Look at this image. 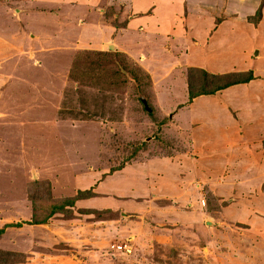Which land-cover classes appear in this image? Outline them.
Masks as SVG:
<instances>
[{
    "label": "rangeland",
    "instance_id": "1",
    "mask_svg": "<svg viewBox=\"0 0 264 264\" xmlns=\"http://www.w3.org/2000/svg\"><path fill=\"white\" fill-rule=\"evenodd\" d=\"M107 1L0 0V250L21 254L5 264H264V223L255 225L263 234L244 229L237 192L213 185L237 173L240 192L259 206L263 130L249 129L250 119L243 127L236 112L230 134L206 139L211 130L178 111L189 99L190 36L150 44L152 58L120 52L113 43L125 35L147 50L139 35H117L124 1ZM219 1L229 9L218 16L236 7L250 25L264 12V0ZM256 29L252 43L231 49L237 60L254 45L264 50ZM92 38L104 45L90 47ZM209 48L205 60L228 58L224 45ZM210 81L191 77L193 90ZM234 159L256 169L231 170ZM85 188L92 197L52 214Z\"/></svg>",
    "mask_w": 264,
    "mask_h": 264
},
{
    "label": "crops",
    "instance_id": "2",
    "mask_svg": "<svg viewBox=\"0 0 264 264\" xmlns=\"http://www.w3.org/2000/svg\"><path fill=\"white\" fill-rule=\"evenodd\" d=\"M83 1V0H82ZM124 2H119V5L123 6V12L120 14L126 15L124 17V21L118 23L117 27V35H123L125 32L134 34V40L139 35V38L144 39L143 44L146 46V50L141 51L139 54L136 49L135 44L128 43L125 35L124 42L122 44L113 43V45L119 47V51H124L132 55L135 58L146 57L152 58L151 54L155 52L151 50L154 48L150 44H158V43H169L173 44L179 38L185 36H190V40L188 42H194V48L188 47L190 43H188L186 49H184L183 53L188 55L187 59L189 66L201 67L207 70L210 73H227L232 71H243L244 69H250L253 78L239 82L233 85H230L226 88L215 91L214 93L209 94H199L193 97L191 100L187 99V103L182 104L183 106L178 107V111L180 109H185V111L189 114L187 123L191 125L194 123H200L199 127H204L205 129L211 130L213 132H209L205 135L206 139L213 141L214 136H221L222 134H230L231 128L237 126L235 120H233V113H236L240 119V123L243 127L247 126V122L250 119V126L257 127V129L263 130L264 135V50L261 48L250 47V51L247 53L242 52L241 59L242 61L237 60L236 53H233L234 50L237 52V45L239 43H252L257 32L263 33V37L261 41L264 42V12H261V17L258 23L254 25H250L245 19V15H241L238 12V9L235 7L232 12L233 15H227V17L222 18L220 15L225 11H228V6L226 2H220L219 0H122ZM110 0L107 1V4H111ZM230 3V2H229ZM257 4V2H256ZM255 5V2L252 3ZM72 6L69 5L68 7ZM115 7L116 5L113 4ZM74 9V8H70ZM249 9H254L249 8ZM264 11V5L262 8ZM248 10V9H247ZM126 11V13H125ZM116 14V13H115ZM218 14H220L218 16ZM229 16V17H228ZM69 20V19H68ZM73 20V19H72ZM246 25L245 27H250V31H246V34L239 31L238 27L242 25ZM106 28L110 31V26H114L113 23L109 26L105 25ZM103 25L95 24L94 29L102 28ZM212 30V28H214ZM262 29L263 31H261ZM213 35V36H212ZM218 36V39H214V37ZM206 37V39H204ZM257 37V36H256ZM97 38H92L86 41V44L93 47L94 45H100L103 42L99 43L96 41ZM209 39V40H208ZM205 40V41H204ZM207 40V41H206ZM28 41V39L26 40ZM209 41V43H208ZM229 41V42H228ZM13 42V41H12ZM30 41L25 42L29 44ZM139 42V41H138ZM205 42L204 44H201ZM213 42L217 44H221L225 46L224 50L221 52L228 58L225 59H217L214 60L209 57L210 60H205L206 56V46L208 50ZM229 43V44H226ZM244 43V44H245ZM142 44V43H141ZM98 45V46H99ZM104 45V43H103ZM101 45V46H103ZM111 43L109 47H111ZM231 45V46H228ZM19 46V45H17ZM25 46V45H24ZM24 46H21V51H25ZM235 46V47H233ZM9 48H13V46H8ZM26 47V46H25ZM162 51L169 52V46L162 45L160 48ZM194 49V50H193ZM234 49V50H231ZM243 49V48H242ZM156 53V52H155ZM192 53V54H191ZM218 53V54H221ZM227 53V54H226ZM146 54V55H144ZM190 56V58H189ZM218 57V56H217ZM146 58V59H147ZM156 59V56L154 57ZM187 65V66H188ZM233 65V66H232ZM243 69V70H242ZM188 97V96H187ZM244 124V125H243ZM214 134V135H213ZM262 135V136H263ZM250 137V136H249ZM251 138V137H250ZM192 139V137H191ZM246 143L250 142L251 139H248L243 136V139ZM192 145V141H191ZM231 156V154H230ZM231 160V159H230ZM231 162V170L237 171L240 167H244L250 169L249 171L253 172L256 168L252 167L247 163H238L235 161ZM256 167L264 170V152H262V156L260 159H257ZM254 163V165H255ZM241 165V166H240ZM223 170L225 169V164H222ZM246 167V168H245ZM122 167L119 169L121 170ZM118 170V169H117ZM115 170L114 172H116ZM118 170V171H119ZM112 172V173H114ZM109 172V174H112ZM232 180H221L222 184L213 183L214 189H217L218 186L222 187V190L226 188V190L237 192L238 201L233 203L242 204L239 208L241 210L240 214V223L243 222L246 226L244 229H256L257 231H262V229H257L255 225L264 223V194L259 199V206H256V202H254L255 194L251 192L247 195H243L240 190L242 187L239 186V181L236 178L237 173L232 175ZM255 179V178H254ZM261 179H256L254 183H258L261 185ZM226 181H234L237 182L236 185L238 188L232 189L225 184ZM254 180H250L249 182H253ZM145 188H143L145 194H153L155 190L152 189L151 184L147 181H142ZM247 183V185H248ZM242 184V183H241ZM228 187V188H227ZM262 192L264 191V184L261 186ZM135 191V190H133ZM138 190H136L137 192ZM133 192V193H136ZM264 193V192H263ZM137 194V193H136ZM251 195V196H250ZM258 201V200H257ZM244 203H247L244 205ZM248 203L252 204L251 211L244 210V207H248ZM250 204V205H251ZM223 218V217H222ZM231 218V216H230ZM257 223V224H256ZM264 241V239H262ZM263 254V253H261ZM264 259V258H262Z\"/></svg>",
    "mask_w": 264,
    "mask_h": 264
},
{
    "label": "trees",
    "instance_id": "3",
    "mask_svg": "<svg viewBox=\"0 0 264 264\" xmlns=\"http://www.w3.org/2000/svg\"><path fill=\"white\" fill-rule=\"evenodd\" d=\"M188 70H189V72H188V81H187V93H188L189 100H191L193 97H195L199 94L214 93L215 91L226 88L230 85H233V84H236L239 82L247 81L251 75L249 73V75L246 78H243L242 71H232V72L220 73V74L219 73H210L201 67H195V66L189 67ZM194 72H198L199 75L203 76L204 78H210L211 79L210 83L213 86L210 87L208 84H205L203 82V84L199 87V89L193 90L194 86L191 82V77H192ZM120 168H117V169H120ZM43 183H45V181L42 182V184H41L42 187L44 186ZM44 189H45V191H47L45 187H44ZM92 195H93L92 189L78 190L74 196L62 199V202L60 204L56 205L57 206L56 209H58V210H55L52 214H54L55 212H63V208H65L66 206L72 207L74 205L75 201H77L79 199H85V198L92 197ZM61 207H62V209H61ZM80 212H85V211H80ZM1 232L2 231L0 230V233ZM5 254H8V252L0 250V264L16 262L14 257L21 255V254H17L16 252H9L10 257L6 258ZM11 258L13 261H11Z\"/></svg>",
    "mask_w": 264,
    "mask_h": 264
},
{
    "label": "water",
    "instance_id": "4",
    "mask_svg": "<svg viewBox=\"0 0 264 264\" xmlns=\"http://www.w3.org/2000/svg\"><path fill=\"white\" fill-rule=\"evenodd\" d=\"M145 104V107L149 110V107L146 105V103H144Z\"/></svg>",
    "mask_w": 264,
    "mask_h": 264
},
{
    "label": "clouds",
    "instance_id": "5",
    "mask_svg": "<svg viewBox=\"0 0 264 264\" xmlns=\"http://www.w3.org/2000/svg\"><path fill=\"white\" fill-rule=\"evenodd\" d=\"M85 189H91V188H85Z\"/></svg>",
    "mask_w": 264,
    "mask_h": 264
}]
</instances>
